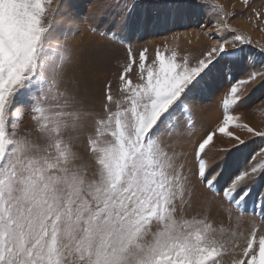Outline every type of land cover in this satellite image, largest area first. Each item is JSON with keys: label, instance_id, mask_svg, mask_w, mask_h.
Wrapping results in <instances>:
<instances>
[{"label": "snow or ice", "instance_id": "1", "mask_svg": "<svg viewBox=\"0 0 264 264\" xmlns=\"http://www.w3.org/2000/svg\"><path fill=\"white\" fill-rule=\"evenodd\" d=\"M53 3L0 0V264H225V257L228 264H264V230L255 224L238 233L216 226L206 215L188 214L194 189L186 164L162 139L175 130L178 116H187L185 127L192 126L188 103L214 72L227 76L242 70L222 98L218 128L195 145L194 163L205 189L246 214L254 191L249 181L264 180V148L222 188L217 177L223 166L210 169L206 149L219 133L241 150L246 142L232 127L264 137V130L235 123L240 119L235 110L249 88L264 89V59L250 64L244 47L253 44L251 37L236 33L229 13L213 4L217 19L210 26L235 34L212 37L217 43L194 63L166 45L149 60L147 48L136 55L130 43L120 40L126 61L118 75L119 96L109 82L103 114L83 113L79 85L65 86L71 52L50 39L60 7ZM241 3L247 8L250 0ZM139 6L132 0L128 11ZM191 6L185 0L155 5ZM250 10L261 19V12ZM257 47L264 57V45ZM25 109L39 140L18 134ZM86 117L93 121L86 134L91 173L64 135L81 129ZM257 196L261 211L248 214H259L264 223V192Z\"/></svg>", "mask_w": 264, "mask_h": 264}, {"label": "rangeland", "instance_id": "2", "mask_svg": "<svg viewBox=\"0 0 264 264\" xmlns=\"http://www.w3.org/2000/svg\"><path fill=\"white\" fill-rule=\"evenodd\" d=\"M71 1L72 0H54L53 7H56L57 5H59L60 7L59 11L55 15V19L52 21L50 39L54 46L67 47L71 52V63L66 66L67 83L65 86H67L71 90L79 85L78 96L82 101L80 107L83 113L91 112L93 114H103L102 106L105 103V86L109 82H111L112 85L113 95L119 96L120 93L118 88V75L121 70V65L126 61V47L124 44L120 43V40H125L130 43L133 47V52L136 55H138L143 49L147 48L149 60L154 57L155 49L158 46L161 48V50H163V47L166 45L169 48H176L181 53V55H188L190 57V61L194 63L197 58H199L204 52H206L210 47L214 46L217 43V39H231L235 33L230 31H223L218 33L214 28L210 26L211 23H214L217 19L216 15L212 11L213 4L222 5L224 11L226 13H229L228 23L231 25L232 29L236 30V33H242L245 36L251 37L253 44L244 46L249 50L250 55L253 56H251V60L249 62H252L254 60L256 63H259L261 59H264V57H261V55L259 54L257 47L258 45H264V0H250V5L247 8L242 5L241 0H185L187 4L194 6L185 7L179 10L155 7V5L166 3L167 0H135L136 4L140 6L132 8L131 12H129L128 9L132 5V0H82L84 4L87 2V6L91 3L89 8L91 9L92 7H94V9H97V12H99L97 16L100 15V18L104 21H110V27L112 28L104 29L105 25L98 26L87 19L84 22L87 24L86 28L83 27L84 30H79L77 32L75 31L73 35L69 36L67 30L64 31L63 28H59L58 26L61 27V23H66H63L61 21H63V18L66 19V8L72 6ZM86 4L85 8L82 10L81 16L83 14H87ZM233 5H235V7H233ZM64 8L66 15H63ZM250 9H255L256 11L261 12V19L257 20ZM165 13L168 14L166 16L167 21L164 20L166 19L165 17H161L162 14ZM182 14L187 16L183 17ZM121 19L128 22L132 21V26L128 28L129 30L126 29V31H124L122 29H119L122 24L119 23V20ZM173 19L176 23H172ZM160 20L162 24H159V28H156V24H158ZM169 20L171 22L168 25ZM239 21L242 23H246L250 27V30H252V32L256 36L248 32L242 26H239ZM115 22H117L115 25L116 27L113 28L112 24ZM146 22L147 24L151 23L149 25L150 29H148L149 27L145 26ZM131 28L133 30L131 31V34H133V38L132 36L129 38V36L124 34V32L129 33ZM58 29L62 32H59ZM100 33H106L107 35H101ZM194 35L195 38H193ZM113 36H115L116 39H111V37ZM212 37H216L217 39H212ZM152 38L154 39V41H156V43ZM183 42H188L190 45L185 43V45L187 44L185 47V45H183ZM199 42L203 43L204 46L200 47ZM179 45H181L182 47ZM85 69H88V71L86 75H82V71ZM216 74L217 72H214L215 77ZM243 75L244 72L242 70H240V72L236 71L235 73H231L227 75V82H229L230 84L234 78H240ZM220 76L222 78L226 77V75L223 73H221ZM209 82L208 86L196 96L195 99L197 102L193 100L188 103V107L191 111L192 126L185 127V122L188 120L187 116H178L173 126L175 130L171 133V135H169L166 131L164 136L162 137L163 143L166 147H168V150L170 152L176 151L177 153H179L180 159L185 162V172L190 176L191 187L194 190H196L197 188L195 184L196 167L194 163L195 145L201 140V136H204L206 133H208V131L210 132L216 130L215 128H218L220 123L219 122L217 124V127L215 126L214 128L210 129V127H206V122L204 124L205 120L203 118L205 115L207 116V113L210 109L214 108V103L217 100H219V106L217 108L223 115L222 98L226 91L223 92L222 89L225 90V86L223 88L219 86L214 87L216 90L215 96L213 95L210 97V92L208 90L212 82L210 80ZM217 84L218 83H216L215 85ZM222 84H224L223 80ZM221 91L223 93H220ZM207 96H209V98ZM235 112L236 114H239V116L241 113L246 115L248 114L250 115L252 120L256 121V124L252 122L250 124L246 121H236V124H247L257 131L264 130V89H259L257 87L249 88L248 92L245 93V99L241 102L240 107L237 108ZM222 115L220 117V121L222 120ZM22 118L23 122L19 128L18 134L21 136L31 134L32 139L39 140L40 134L36 131L35 125L31 120V115L27 112L26 109L22 112ZM206 121L208 122V120ZM81 123L83 125L81 129H68L64 133V135L66 139H72L74 150L82 158L79 163L88 165L89 173H91L92 171H94V163L92 157L88 154L87 151L86 134L92 130L93 121L91 117H86L82 119ZM257 124L261 125V127L259 126V128H255ZM231 130L232 132L240 133L244 136L242 139H244L246 143L244 146H242L241 150H237L236 144L231 146L232 142H234L233 139L223 136L219 133H217L216 137L214 138L213 144H211L206 149V158L209 161V168L213 169L218 165L223 166L221 170V177L218 176L217 181L218 179L222 178L225 173V167L223 163H225L226 165L231 163H227L228 160L226 159L232 157L233 161L238 158V160L235 161L234 167L232 166V170L229 175L230 178L227 179V182H229L235 174H237L239 171H242L246 167V161L253 153H256L260 149L264 148V137L253 136L244 128L232 127L230 128V131ZM40 142L43 143L42 140H40ZM237 155L238 157H236ZM225 156L226 159H224ZM239 157L244 161L241 167L239 166V164H236L240 159ZM259 159L260 157L257 156V160ZM192 166L195 167V176L192 172ZM259 180V178H256L249 181V183L251 185H256L260 190L259 192H262L264 190V180L262 187H259ZM222 181L217 183V186L219 188H222L227 184L225 181ZM200 185L202 188H204L202 184ZM201 187H199L200 191L203 190ZM252 187L254 189V186ZM254 192L255 189L253 191L254 195L252 194L251 199L249 198L248 200L253 201V204L255 203L254 206H256L259 197H257V193ZM195 193L196 192L194 191L192 197ZM210 193L213 194L212 192ZM198 196L199 199H202L201 194H199ZM191 209L192 208L187 209L189 215L193 213H200L201 215H206L209 219H211L209 217L210 215L206 212L210 209H204V211L200 208L197 210L196 208H194L195 211L194 209ZM241 221L243 222V220ZM212 222L214 221L212 220ZM253 224L256 225V223H252L251 225L253 226ZM216 225L220 226L223 225V223H217ZM234 225L223 226L225 228L237 230L238 233H244L241 228L238 229V226L235 227L236 225ZM252 226L250 227V229L252 228ZM228 260L229 258L225 257V264H228Z\"/></svg>", "mask_w": 264, "mask_h": 264}, {"label": "bare ground", "instance_id": "3", "mask_svg": "<svg viewBox=\"0 0 264 264\" xmlns=\"http://www.w3.org/2000/svg\"><path fill=\"white\" fill-rule=\"evenodd\" d=\"M71 3H72V6L71 7H68V8H66L67 9V17H66V19L65 18H63V21H61V22H66V23H64V24H62L61 23V27L60 26H58L59 28H63V30L65 31V30H67L68 31V35L70 36V35H73L74 33H75V31L77 32V31H79V30H84V28L83 27H85L86 28V23H84L87 19H89V21H91L93 24H95V25H98V26H102V25H105V27H104V29H109V28H112V27H110L111 26V22L109 21V22H107V21H104L103 19H101L100 18V15L99 16H97L98 15V13L99 12H97V9H94V7H92L91 9L89 8V6L91 5V3L90 4H88V6H87V2L85 3L86 4V7H87V14L85 15V14H83L82 16H81V14H82V10L85 8V4H84V2L82 1V0H79V1H71ZM94 5V4H93ZM186 10H188V9H186ZM195 10V9H194ZM196 11V10H195ZM194 12V11H193ZM101 13V12H100ZM66 15V12H65V8H64V10H63V15ZM184 14V13H183ZM182 14V16L184 17V16H187V15H183ZM185 14H186V12H185ZM190 14V13H189ZM168 14H162V16L161 17H165L166 18V16H167ZM175 15V14H174ZM174 18V17H173ZM161 19V18H160ZM178 19V18H177ZM184 19V18H183ZM162 20V19H161ZM161 20L159 21V23L158 24H156V28H159V24L161 25L162 23H161ZM164 20H166L167 21V18L166 19H164ZM170 20L168 21V25L170 24ZM235 22V21H234ZM240 22V21H239ZM60 23V22H59ZM116 23L117 22H115V23H113L112 25H113V28L114 27H116L115 25H116ZM119 23H122L121 24V27L119 28V29H122V30H124V31H126V29H128V28H130L131 26H132V21H124L123 19H121V20H119ZM172 23H176L175 21H174V19L172 20ZM151 24V23H150ZM149 23L147 24V22L145 23V26H147V27H149V25H150ZM163 24H165V23H163ZM240 25L239 26H242L244 29H246L248 32H250L251 34H253L254 36H256L253 32H252V30H250V27L246 24V23H242V22H240L239 23ZM144 25V24H143ZM144 26V27H145ZM57 29V28H56ZM142 29V28H141ZM140 29V30H141ZM148 29H150V27L148 28ZM116 30H117V28H116ZM129 30V29H128ZM58 31L59 32H62V31H60L59 29H58ZM66 31V32H67ZM131 31H133L132 30V28H131V30H130V32L129 33H126V32H124V34L125 35H127V36H129V38L132 36V38H133V34H131ZM122 32V31H121ZM128 32V31H127ZM83 33H85V32H83ZM124 34H122V35H124ZM89 37H91V36H89ZM88 37V38H89ZM181 37V36H180ZM197 37V36H196ZM87 38V39H88ZM193 38H195V35H194V37ZM153 39V38H152ZM197 39V38H196ZM186 40V39H185ZM195 40V39H194ZM102 41V40H101ZM153 41H154V39H153ZM188 41V40H187ZM155 43H156V41H154ZM189 42V41H188ZM188 42H183L184 44L183 45H185V43H187V44H189ZM198 42V41H197ZM196 42V43H197ZM200 42H201V40H200ZM199 42V43H200ZM186 44V45H187ZM191 44H192V41H191ZM154 45V44H153ZM186 45H185V47H186ZM190 45V44H189ZM179 46H181V45H179ZM204 46V44L203 43H200V47H203ZM156 47V46H155ZM182 47V46H181ZM184 47V46H183ZM197 48V47H196ZM186 49V48H185ZM188 49H190V48H188ZM154 50V49H153ZM250 56H252V55H250ZM253 57V56H252ZM250 64L251 63H256L254 60L252 61V62H249ZM236 71H238V72H240V69H238V70H236ZM235 71V72H236ZM234 72V73H235ZM220 72L219 71H217V74H216V77H215V75H214V73L212 74V76L209 78V80L212 82L211 83V86L209 87V96L211 97V96H215V88L214 87H216V86H219V87H221V88H223L224 86H225V90H223L222 89V91L224 92V91H227V88L229 87V82H227V76L226 77H224V78H222L221 76H220ZM99 76V75H98ZM218 77V78H217ZM105 78V77H104ZM222 80H223V82H224V84H222ZM210 83V82H209ZM216 83H218L217 85H215ZM220 88V89H221ZM251 88V87H250ZM220 92V93H223V92ZM258 91V90H257ZM259 93V92H258ZM217 95V94H216ZM209 96H207L208 98H209ZM203 97V96H202ZM222 97V96H221ZM204 98V97H203ZM260 98V97H259ZM217 99V98H216ZM219 99V98H218ZM215 100V99H214ZM251 100V99H250ZM194 101H196V99H194ZM197 102V101H196ZM219 102V100H217V101H215V103H214V108L213 109H210L209 110V112L207 113V116L205 115L204 116V124H205V122L207 123L206 124V127H210V129L211 128H214L215 126L217 127V124L220 122V117H221V112H219V110H218V103ZM253 108V107H252ZM239 115V114H238ZM252 116V115H251ZM206 118V119H205ZM222 119V118H221ZM206 120H208V122L206 121ZM238 121H243V122H249L250 124H251V122L252 123H255L256 121L255 120H252L251 119V117H250V115H246V114H240V119L238 120ZM237 121V122H238ZM256 124V123H255ZM255 126V125H254ZM259 126L261 127V125H258L257 124V126H255V128H259ZM215 129H217V128H215ZM207 130V129H206ZM205 130V131H206ZM232 131V130H231ZM260 131V130H259ZM209 132V131H208ZM235 133V135H238V136H240L241 137V139L244 137L242 134H240V133H236V132H234ZM203 136H201V138H202ZM224 139V138H223ZM229 139V138H228ZM228 139H227V141H228ZM231 140V139H230ZM230 140H229V142H230ZM217 143V142H216ZM236 144V141L234 140V142H232V145L231 146H233V145H235ZM248 154H249V152H248ZM239 155V154H238ZM238 155L236 156V157H238ZM246 156H247V154H246ZM216 157H218V156H216ZM240 158V157H239ZM224 159H226V156H225V158ZM232 157L230 158H228V159H226V160H228L227 161V163L228 162H231L230 164H228V165H226L225 163H223L224 164V167H225V173H224V175H223V177L222 178H220V179H218V182H220V181H225L226 183H228L227 182V179H229L230 178V173H231V170H232V166L234 167V165H235V161H237L238 160V158H236V160H233L232 161ZM192 160V159H191ZM245 160V159H244ZM223 162H225V161H223ZM244 161L243 160H241V158L239 159V161L236 163V164H239V166L241 167L242 166V163H243ZM221 163V162H220ZM239 167V168H240ZM192 172L194 173V176H195V167L194 166H192ZM235 171V170H234ZM237 172V171H236ZM220 177H221V175H220ZM222 181V182H223ZM255 183V182H254ZM256 183H258V182H256ZM195 184H196V186H197V188H196V190H194L196 193L193 195V197H192V199H191V207L190 208H192L191 210H193L194 208H196V210L197 209H202L203 211H204V209L206 210V209H210V210H208V211H206L210 216V218L214 221L213 223L216 225L217 223L219 224V223H223V225H229V226H232V225H234L235 227H237L238 226V229L239 228H241L242 230H243V232L244 233H247L249 230H250V227L252 226L251 224L252 223H256V226H258L261 230L262 229H264V223H262L261 222V220L258 218L260 215L259 214H257V215H255V216H251L250 214H248L249 213V210H250V208L253 206V208H257L256 206H254V204H253V201H251V200H247V203H246V214H244V215H241L236 209H234L232 206L230 207L229 206V204L227 203V202H225V200H223V198H221L220 196L219 197H216V196H214L213 194H211L210 192H208L206 189H204V188H202L201 187V185L199 184V182L195 179ZM259 187H262L263 186V180H259ZM252 186H254V189H255V192L256 193H259V188L256 186V185H253L252 184ZM199 187H201L203 190L202 191H200V188ZM254 192V193H255ZM262 192H264V190L262 191ZM199 194H201L202 195V199H199ZM254 195V194H253ZM257 196V195H256ZM258 197V196H257ZM250 199H251V197H250ZM260 199V198H259ZM258 199V200H259ZM252 208V210H255L257 213H259L260 211H261V209H253ZM194 211H195V209H194ZM193 212V211H192ZM199 212V211H198ZM229 212L232 214L230 217H229ZM210 219V220H211ZM211 220V221H212ZM241 220H243V222L241 221ZM216 226H218V225H216ZM242 230H241V232H242ZM237 231V230H236Z\"/></svg>", "mask_w": 264, "mask_h": 264}]
</instances>
